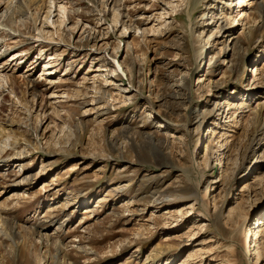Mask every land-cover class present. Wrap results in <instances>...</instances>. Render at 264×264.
I'll return each mask as SVG.
<instances>
[{
    "label": "rangeland",
    "instance_id": "obj_1",
    "mask_svg": "<svg viewBox=\"0 0 264 264\" xmlns=\"http://www.w3.org/2000/svg\"><path fill=\"white\" fill-rule=\"evenodd\" d=\"M242 1L64 0L52 29L48 0H0L23 57L0 83V264H264V0ZM56 30L78 49L47 69L25 37Z\"/></svg>",
    "mask_w": 264,
    "mask_h": 264
},
{
    "label": "bare ground",
    "instance_id": "obj_2",
    "mask_svg": "<svg viewBox=\"0 0 264 264\" xmlns=\"http://www.w3.org/2000/svg\"><path fill=\"white\" fill-rule=\"evenodd\" d=\"M48 3H49V7H48V10L46 11V15H45V17L43 19V25L42 26L47 27V28H52V29L53 28H57V26H56L57 20L55 21L53 19L56 16H58L57 18L60 19L61 24H66V22H68L67 21L68 20V16H67V20H65V16L67 15V8H66V6L64 4V0H48ZM240 3H242L241 4L242 7L245 5L242 0H240L239 4ZM55 12H56V14H54ZM0 13H1L0 14V34L1 33H8V40H6V38H4L3 40L0 39V46H1L2 44L3 45L6 44L7 43L6 41H10L13 38H15L17 36V32H15L10 27V25L9 26L7 25V23H8L9 20L6 21V24L2 21V17L5 16V13L8 16L9 10H7V8H5V10H2V8L0 7ZM242 14H243L242 13V10H239L238 15H240V17H242L243 16ZM55 33H57L59 35L58 30H56V31L51 32V34L49 32L50 35H48V33L46 32V35L47 36H44V34H42V35H36V36L35 35H29V36L25 37L26 40H27V42H26L27 44H37V46H45L44 48H41L40 47L41 50L42 49H45V48H47L48 51L55 49V52L49 53L47 56H45V58L46 57H49V60L47 62V65L45 66V67H48L47 69L53 68L55 66V65L52 66L53 63H54V61H51V60L54 57L53 55H56L57 58H58V55H60L58 49L61 46H66L67 49H69V50H77L78 49L72 43L65 42L64 38H62L61 36H55ZM18 47L19 46H16V47H8V48L4 49V51H1L0 50V64H1L0 65V83H2L4 86H6L7 84H9L10 75L8 74L7 69L10 68V65L16 61L14 63V67L16 66V68L18 70L21 68V67H17L18 66L17 62L23 58L22 57V54L19 55L17 52L15 54H12V53H14L13 51H16V49ZM65 51H68V50H65ZM45 55H46V52H45ZM56 56H55V58H56ZM8 57H9V59H8ZM42 58H44V54H42L39 59H42ZM107 59H109L106 62L107 64H112V65L115 66V68H118L119 67V65H118L117 60L115 59V57L112 58L110 56H107ZM57 60H55V62ZM9 61H11V63ZM9 63H10V65H9ZM96 70L97 71H100L99 68L96 69ZM49 74L51 76H54V73L53 72H49ZM27 77H29V76H27ZM2 84H1V86H2ZM258 104H259L258 116L261 117V116L264 115V101H262L261 103H258ZM207 192H208V190H207ZM262 237H263V235L261 234L260 237H259V239L262 238ZM168 252H169L168 248L158 249L157 251H155L154 253H152L150 255L148 262H150L151 264L156 263L157 262L156 261L157 258L166 257V255H167Z\"/></svg>",
    "mask_w": 264,
    "mask_h": 264
}]
</instances>
